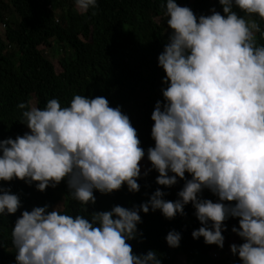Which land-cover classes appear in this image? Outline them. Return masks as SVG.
Returning <instances> with one entry per match:
<instances>
[{
  "label": "clouds",
  "instance_id": "9594fccd",
  "mask_svg": "<svg viewBox=\"0 0 264 264\" xmlns=\"http://www.w3.org/2000/svg\"><path fill=\"white\" fill-rule=\"evenodd\" d=\"M218 2L223 14L213 8L199 17L176 0L162 5L170 30L157 58L165 87L151 113L154 147L146 153L129 117L104 97L74 95L68 106L51 99L43 109L17 105L29 131L0 140V181L35 182L40 192L64 181L73 200L95 204L94 191L126 185L138 192L146 156L157 185L185 182L174 202L157 189L138 207L114 206L89 218L47 205L23 211L11 231L15 264H161L156 251L135 254L128 243L138 236L139 213L159 210L172 219L189 203L202 225L193 239L223 248L224 222L238 219L231 231L244 242L230 245L231 253L242 264H264V45L256 37L264 30L245 18L264 20V0ZM74 5L85 14L97 0ZM205 189L217 202L200 197ZM20 207L18 195L0 188V215ZM165 240L176 248L181 235L170 230Z\"/></svg>",
  "mask_w": 264,
  "mask_h": 264
},
{
  "label": "trees",
  "instance_id": "16d2710c",
  "mask_svg": "<svg viewBox=\"0 0 264 264\" xmlns=\"http://www.w3.org/2000/svg\"><path fill=\"white\" fill-rule=\"evenodd\" d=\"M178 6L189 7L194 15H210L211 9L222 13L218 0H176ZM166 0H97V7L85 14L75 10L74 0H0V140L22 136L29 130L21 123L20 103L32 102L43 109L47 101L57 99L68 106L74 95L90 98L104 97L110 107H120L136 129L140 147H154L151 138V113L157 101L163 102L161 89L165 73L158 67V55L167 43L169 29L162 5ZM238 14L244 13L235 9ZM256 20L264 30V20ZM257 43L264 38L256 34ZM56 46V51L54 47ZM57 57L49 60V53ZM141 174L137 179L138 192H129L127 186L118 191L101 194L94 191L95 204L82 205L71 198L66 182L36 190L35 182L22 180L0 181V188L18 195L21 207L15 214L0 215V264H15V249L11 231L23 211L48 206L62 214L89 218L93 212L111 210L114 206L131 209L149 200L157 190L165 193L163 199L176 201L184 180L177 179L171 187L155 183L158 173L151 169L146 156L140 161ZM147 171V175L145 172ZM171 175V174H170ZM191 179L185 173V180ZM202 199L217 202L207 189ZM191 203L184 206L183 215L166 219L159 210L140 212L138 236L128 241L135 254L149 250L157 252L161 264H174L165 236L170 230L181 235L175 256H184L186 264L232 263L229 250L207 245L203 237L193 239L191 233L202 225L194 215ZM224 241L230 240L238 227V219L224 222ZM244 241L239 237L236 245ZM220 251L224 256L214 262L211 254ZM237 261L240 262L239 259ZM242 264V263H241Z\"/></svg>",
  "mask_w": 264,
  "mask_h": 264
},
{
  "label": "rangeland",
  "instance_id": "374dc122",
  "mask_svg": "<svg viewBox=\"0 0 264 264\" xmlns=\"http://www.w3.org/2000/svg\"><path fill=\"white\" fill-rule=\"evenodd\" d=\"M54 51H56V46L54 47L53 49ZM57 57L54 55V53H49V60L54 62V60L56 59ZM61 209V206L59 207ZM60 209H57V210H60ZM239 241V237L236 235V236H233L230 240L228 241H224L223 242V248L224 250L228 251L229 250V245H232V244H236L237 242ZM227 256H224L222 252L220 251H214L212 254H211V259L214 261V262H217V261H220L222 260L223 258H225ZM170 258L173 260L174 264H186V258L184 256H175L174 254V251H173V248L170 247ZM233 259L232 263H238V264H241L242 262L240 261H237L238 256H233L231 257ZM240 260V259H239Z\"/></svg>",
  "mask_w": 264,
  "mask_h": 264
}]
</instances>
